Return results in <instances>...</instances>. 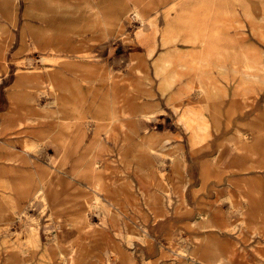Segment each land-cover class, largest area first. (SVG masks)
<instances>
[{"label":"rangeland","instance_id":"1","mask_svg":"<svg viewBox=\"0 0 264 264\" xmlns=\"http://www.w3.org/2000/svg\"><path fill=\"white\" fill-rule=\"evenodd\" d=\"M113 1L0 0V264H64L66 243L85 247L81 264H264V0H214L221 69L211 71L213 82L193 85L178 62L168 74L182 76L164 78L153 64L163 66L164 50L148 59L145 73L140 35L158 31L160 38L169 21L181 37L173 57L188 60L206 46L182 41L193 4L185 3L182 13L177 6L180 13L169 18L174 1L154 0L143 23L130 13L117 36L92 51L117 82H77L75 102L53 93L47 82L72 79L62 63L77 57L42 50L44 15L57 31L83 25L84 16L94 20L91 7ZM209 13L204 7L200 19L206 22ZM128 91L130 104L151 115L136 114L135 129L107 138L109 112L125 119L117 102ZM82 96L83 119L75 113ZM179 99L190 111L184 120L172 109ZM204 124L206 137L192 144L191 132ZM77 127L86 143L99 130L97 166L113 174L122 193L88 184L90 160L65 153L52 138ZM44 133L50 137L42 143L35 136ZM51 181L59 193L45 196ZM74 187L95 200L84 205L71 195Z\"/></svg>","mask_w":264,"mask_h":264},{"label":"bare ground","instance_id":"2","mask_svg":"<svg viewBox=\"0 0 264 264\" xmlns=\"http://www.w3.org/2000/svg\"><path fill=\"white\" fill-rule=\"evenodd\" d=\"M152 1L154 0H118L117 3L115 1L108 3V5L103 9H99L97 7L92 6L91 15L94 20H90L88 16H84L82 18L84 23L83 25L75 24L73 25V27L63 26L60 27V29L57 31L52 30V28L50 27L51 20L49 14L46 13L44 15L43 20L44 26L41 31L42 50L53 53L63 52L77 57L76 60H66L64 63H62L63 66L71 67L70 72L72 74V79H61V81L59 82H47V84L52 89L53 93L63 94L67 99L71 100L72 102H75L76 100H78V95H80L77 82H107V80L117 82L113 75H111V77H108L105 71L100 70V64H97L99 60L97 59L98 56H93L92 51L96 50L99 52V50L104 49V41H106L108 38H112V35L113 38L117 36V34L119 33L118 29L121 26L122 18L127 17L130 13L133 15L134 18L142 21L143 23V17L145 16L144 10L148 9L147 7ZM165 1H167L168 3L174 1V4H172V6L174 7L169 13V18L171 17L172 12H174V15L179 14L180 11L182 13L183 10H181V7L185 3H190L194 5L193 9H191L190 11H186V13L189 14L187 19L188 22L186 23L187 33L183 35L182 41L185 43L200 45L205 43L206 46L201 53H189L187 55L188 60L183 59V57H178V59L173 57L170 50L174 48L176 42L181 37L177 32V24H172V22L169 21L168 27L161 33L160 38L157 35V33H159L158 31H156L152 35L147 33L140 35V38L142 39H139V41L141 42L142 47L147 49L145 57L141 58V65H143L145 73H148V59H153L159 50H164V52H161L158 55V59H161L164 63L163 66L160 67L159 65H157L156 60L153 63L155 64L156 70L158 72H162L161 74L164 76V78H169L171 81H176L182 76V72L178 71L172 73L171 75L168 74V70H170L172 67H175V62H178L177 67L180 68L181 71H185L187 74L192 75V78L189 82H193V85L196 86V82H213L211 71L214 69H221V67L218 66L214 0ZM204 1L206 3H204ZM177 6L180 7V11L177 9ZM204 7L210 12L206 19V22L203 18L200 19V12L204 9ZM108 19H110L109 23L107 22ZM100 24L101 26H99ZM91 26L95 27L90 28ZM143 33H145V31ZM61 76L67 78V75H65L64 73ZM147 79L149 80V77ZM28 82L30 81L28 80ZM147 83L148 84L142 85L144 86L147 94L152 96L150 89L151 86L149 85L151 82ZM167 83L174 84L176 82ZM242 85L243 83L239 84L237 89H240ZM191 86L188 87L189 90L192 88ZM199 88L201 91H204V87L202 85L199 86ZM244 91L245 90L242 91V96L245 95ZM85 97L86 96H82L80 98V104H75V113H77V115L80 114L79 117H81V119L85 117V115L80 112V110L82 109V103H85ZM132 99L133 92L128 91L125 92L124 96L117 102V105L119 107L118 113H120L125 119L118 120L116 119V113H111V111L109 112L110 119L106 131L107 138L117 137V135L119 134V129L124 130L126 127H131L135 129L136 114H139L141 117L144 118H147L148 115H151V113L148 112L146 109L140 111L139 106L130 104V101ZM180 100L181 99L178 100V104L174 105L172 109L175 113L180 114L181 120H184L188 118L190 111L188 108H183V106L179 102ZM95 104V101L88 104L87 109L89 112L92 110ZM82 114L83 116H81ZM126 120H128V122H126ZM207 131V124L203 125L201 131L193 130L190 134L192 144L203 142V136L206 135ZM98 133L99 130H96V137L91 143H86V133L78 127L75 131H72L68 134H55L52 136V138L55 141L59 142L60 147L64 150L65 153L68 151H76L81 155L82 159L88 158L90 160L91 163L89 165H84L86 168L89 167L88 184L92 185L95 189H97V186H99L100 191L104 193H122V190H120V188L115 184L113 174L109 170H101L100 167L97 166L98 161H96L95 151L99 142L97 135ZM35 137L43 143L50 136L44 133L39 136L36 135ZM29 146L34 147V144L27 145L25 148ZM99 177L101 179L100 182L95 183V179ZM158 186L164 192H168L167 186L162 181H160ZM58 188L59 185L57 183H54L52 181L49 182L48 192L45 196L51 194L58 195ZM87 193L88 191H81L74 187L71 192V195L82 197V203L88 206L90 205L91 200H95V197H92V199L90 198L89 200H87ZM66 244L68 245L63 246L62 252L63 263L81 264V262H79L80 258L84 259L85 257H87L85 247L81 244Z\"/></svg>","mask_w":264,"mask_h":264}]
</instances>
